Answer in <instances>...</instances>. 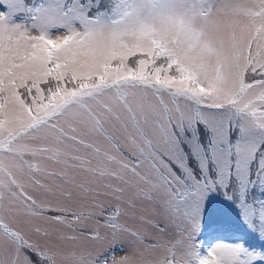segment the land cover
Listing matches in <instances>:
<instances>
[{"label":"snow or ice","instance_id":"1","mask_svg":"<svg viewBox=\"0 0 264 264\" xmlns=\"http://www.w3.org/2000/svg\"><path fill=\"white\" fill-rule=\"evenodd\" d=\"M238 32L264 38V0H0V167L43 132L119 264H264V49Z\"/></svg>","mask_w":264,"mask_h":264},{"label":"rangeland","instance_id":"2","mask_svg":"<svg viewBox=\"0 0 264 264\" xmlns=\"http://www.w3.org/2000/svg\"><path fill=\"white\" fill-rule=\"evenodd\" d=\"M237 37L245 50L248 45L251 46L253 54L264 49V38L257 39L250 32H238ZM260 59L264 63V55ZM246 78L254 79L250 71ZM9 118L8 114H4L0 127H7ZM19 118L26 122L28 115L21 112ZM17 144L20 152H37L41 148H48L49 151L23 156L22 159L28 162L24 166H20L14 158L5 157L2 162L0 264H32L36 260L34 253L46 257L42 262L36 261V264H101L105 253L115 256L119 264L121 256L132 254L127 245L124 253H111L109 242L94 240L88 235L89 230L96 227L92 221L74 223L68 217V213L86 208L90 201L81 203L74 191L72 200L65 199L64 194L71 189L58 179L63 165L55 163V145L51 139L38 132L22 137ZM49 172L58 175L49 176ZM83 175L81 173L78 179ZM56 216L63 217L62 221L53 219ZM22 246H30L27 257L31 260L26 257V248ZM109 264H112L111 259Z\"/></svg>","mask_w":264,"mask_h":264}]
</instances>
